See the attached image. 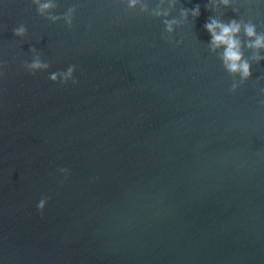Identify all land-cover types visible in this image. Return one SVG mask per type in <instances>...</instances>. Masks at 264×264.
I'll return each instance as SVG.
<instances>
[{
  "label": "water",
  "instance_id": "obj_1",
  "mask_svg": "<svg viewBox=\"0 0 264 264\" xmlns=\"http://www.w3.org/2000/svg\"><path fill=\"white\" fill-rule=\"evenodd\" d=\"M212 19L264 0H0V264H264V49Z\"/></svg>",
  "mask_w": 264,
  "mask_h": 264
},
{
  "label": "clouds",
  "instance_id": "obj_2",
  "mask_svg": "<svg viewBox=\"0 0 264 264\" xmlns=\"http://www.w3.org/2000/svg\"><path fill=\"white\" fill-rule=\"evenodd\" d=\"M39 2L40 0H37V3ZM136 2L137 0H131V5L135 7ZM222 2L225 5H228L230 3V0H222ZM51 7H52L51 3H44L41 5L42 10ZM192 15L198 17L200 15L199 8L193 9ZM242 27L248 37L254 38V39H250L248 43V47L255 49H264V35L257 33L254 25L249 24L242 26L240 23L236 21H232L230 24H225L216 19H212L211 22L206 24L207 30L212 35L213 46L216 48H219L221 46L224 47L223 57L228 70L233 73H239L243 78H249L251 76V65L244 58L242 52V42L238 38L242 30ZM19 31L23 32V29H20ZM33 67L39 68V67H47V66L42 65L40 63H36L33 65ZM72 71L73 70L71 69L69 70V72L65 76V80H67L68 77L72 76ZM52 79L56 80L57 76L53 75ZM45 206L46 204L44 201H41L40 204L38 205V207L42 211L45 208Z\"/></svg>",
  "mask_w": 264,
  "mask_h": 264
}]
</instances>
